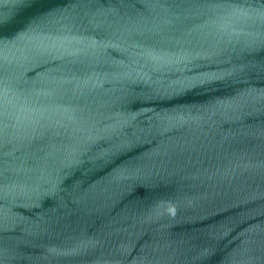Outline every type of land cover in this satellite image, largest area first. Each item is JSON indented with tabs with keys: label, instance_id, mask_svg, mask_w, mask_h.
<instances>
[{
	"label": "water",
	"instance_id": "obj_1",
	"mask_svg": "<svg viewBox=\"0 0 264 264\" xmlns=\"http://www.w3.org/2000/svg\"><path fill=\"white\" fill-rule=\"evenodd\" d=\"M261 12L0 0V264H264Z\"/></svg>",
	"mask_w": 264,
	"mask_h": 264
},
{
	"label": "snow or ice",
	"instance_id": "obj_2",
	"mask_svg": "<svg viewBox=\"0 0 264 264\" xmlns=\"http://www.w3.org/2000/svg\"><path fill=\"white\" fill-rule=\"evenodd\" d=\"M210 2L218 3V0H210ZM236 14H237L236 12H234V11L231 10L227 15L228 16H234ZM239 14L240 15H245V13H243L242 10L239 12ZM259 15L260 16H264V12L259 13ZM42 19H47V17H44ZM3 37H4L3 25L0 24V43H13V41H6Z\"/></svg>",
	"mask_w": 264,
	"mask_h": 264
}]
</instances>
